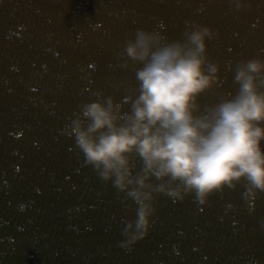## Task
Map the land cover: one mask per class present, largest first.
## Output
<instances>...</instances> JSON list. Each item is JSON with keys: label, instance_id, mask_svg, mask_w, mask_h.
<instances>
[{"label": "water", "instance_id": "water-1", "mask_svg": "<svg viewBox=\"0 0 264 264\" xmlns=\"http://www.w3.org/2000/svg\"><path fill=\"white\" fill-rule=\"evenodd\" d=\"M246 2L0 0V264H264V194L250 210L242 189L204 206L161 196L148 236L122 248L132 210L64 129L93 91L122 99L135 83L118 54L138 27L211 25L224 83L201 102L234 91L235 62L264 56V0Z\"/></svg>", "mask_w": 264, "mask_h": 264}, {"label": "clouds", "instance_id": "clouds-1", "mask_svg": "<svg viewBox=\"0 0 264 264\" xmlns=\"http://www.w3.org/2000/svg\"><path fill=\"white\" fill-rule=\"evenodd\" d=\"M218 36L199 20L187 21L176 38L138 27L118 54L135 83L121 82L122 99L93 91L64 128L83 163L132 210L119 241L126 250L150 233L161 196L204 206L215 194L242 189L251 210L264 194V56L237 60L235 90L204 104L201 98L224 83L222 64L209 51Z\"/></svg>", "mask_w": 264, "mask_h": 264}]
</instances>
